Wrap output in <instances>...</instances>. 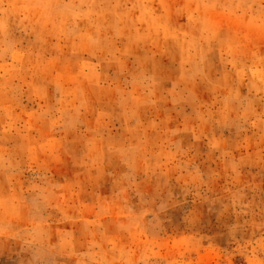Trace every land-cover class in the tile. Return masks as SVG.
<instances>
[{"label":"rangeland","instance_id":"rangeland-1","mask_svg":"<svg viewBox=\"0 0 264 264\" xmlns=\"http://www.w3.org/2000/svg\"><path fill=\"white\" fill-rule=\"evenodd\" d=\"M0 264H264V0H0Z\"/></svg>","mask_w":264,"mask_h":264}]
</instances>
